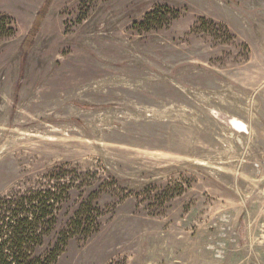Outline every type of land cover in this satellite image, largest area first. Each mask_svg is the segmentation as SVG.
I'll use <instances>...</instances> for the list:
<instances>
[{"label": "rangeland", "instance_id": "obj_1", "mask_svg": "<svg viewBox=\"0 0 264 264\" xmlns=\"http://www.w3.org/2000/svg\"><path fill=\"white\" fill-rule=\"evenodd\" d=\"M0 20V199L65 184L55 264H264V0H0Z\"/></svg>", "mask_w": 264, "mask_h": 264}, {"label": "trees", "instance_id": "obj_2", "mask_svg": "<svg viewBox=\"0 0 264 264\" xmlns=\"http://www.w3.org/2000/svg\"><path fill=\"white\" fill-rule=\"evenodd\" d=\"M0 30H4L2 20ZM64 185L39 187L0 199V264L56 263L65 248L66 234L47 249L43 247L56 224Z\"/></svg>", "mask_w": 264, "mask_h": 264}, {"label": "built area", "instance_id": "obj_3", "mask_svg": "<svg viewBox=\"0 0 264 264\" xmlns=\"http://www.w3.org/2000/svg\"><path fill=\"white\" fill-rule=\"evenodd\" d=\"M253 167L257 175L263 174L264 173V159L258 162H255Z\"/></svg>", "mask_w": 264, "mask_h": 264}, {"label": "bare ground", "instance_id": "obj_4", "mask_svg": "<svg viewBox=\"0 0 264 264\" xmlns=\"http://www.w3.org/2000/svg\"><path fill=\"white\" fill-rule=\"evenodd\" d=\"M234 125H235L238 129H242V128H243V127L241 126V124H239V123L234 122Z\"/></svg>", "mask_w": 264, "mask_h": 264}]
</instances>
